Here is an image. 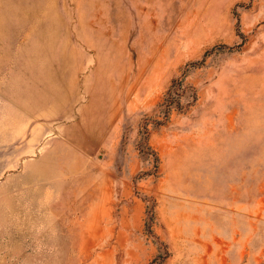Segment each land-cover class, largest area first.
I'll return each mask as SVG.
<instances>
[{"label": "rangeland", "instance_id": "1", "mask_svg": "<svg viewBox=\"0 0 264 264\" xmlns=\"http://www.w3.org/2000/svg\"><path fill=\"white\" fill-rule=\"evenodd\" d=\"M0 264H264V0H0Z\"/></svg>", "mask_w": 264, "mask_h": 264}, {"label": "trees", "instance_id": "2", "mask_svg": "<svg viewBox=\"0 0 264 264\" xmlns=\"http://www.w3.org/2000/svg\"><path fill=\"white\" fill-rule=\"evenodd\" d=\"M238 35L240 36V38H244V35L241 33V32H239L238 31ZM240 45L241 44H239V45H236V46H226L225 45V47L226 48H228L229 50H231V49H233L234 47H236V48H239L240 47ZM205 56V54L203 55V57ZM203 60V59H202ZM201 60V61H202ZM175 83V82H174ZM173 86H174V84H172ZM178 95H179V93L177 92V91H175V89H174V91H173V89L171 88V86H170V88L168 89V91H167V94H166V104H165V112L168 110V108L170 107V105L171 104H173L174 102H177V98H178ZM176 105V107L177 106H179V105H177L178 103H175Z\"/></svg>", "mask_w": 264, "mask_h": 264}]
</instances>
